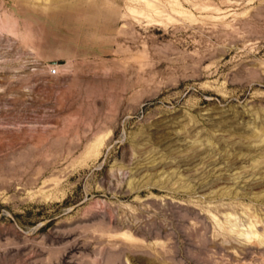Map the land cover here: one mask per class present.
<instances>
[{
  "label": "rangeland",
  "instance_id": "rangeland-1",
  "mask_svg": "<svg viewBox=\"0 0 264 264\" xmlns=\"http://www.w3.org/2000/svg\"><path fill=\"white\" fill-rule=\"evenodd\" d=\"M0 264H264V0H0Z\"/></svg>",
  "mask_w": 264,
  "mask_h": 264
},
{
  "label": "built area",
  "instance_id": "built-area-1",
  "mask_svg": "<svg viewBox=\"0 0 264 264\" xmlns=\"http://www.w3.org/2000/svg\"><path fill=\"white\" fill-rule=\"evenodd\" d=\"M57 71H58L57 68H55V67L51 68V73H52V74H56Z\"/></svg>",
  "mask_w": 264,
  "mask_h": 264
},
{
  "label": "bare ground",
  "instance_id": "bare-ground-1",
  "mask_svg": "<svg viewBox=\"0 0 264 264\" xmlns=\"http://www.w3.org/2000/svg\"><path fill=\"white\" fill-rule=\"evenodd\" d=\"M127 233V232H126Z\"/></svg>",
  "mask_w": 264,
  "mask_h": 264
}]
</instances>
